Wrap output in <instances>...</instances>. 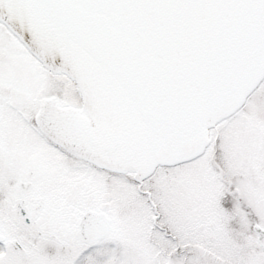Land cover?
Returning <instances> with one entry per match:
<instances>
[{
	"label": "snow or ice",
	"instance_id": "1",
	"mask_svg": "<svg viewBox=\"0 0 264 264\" xmlns=\"http://www.w3.org/2000/svg\"><path fill=\"white\" fill-rule=\"evenodd\" d=\"M0 264H264V0H0Z\"/></svg>",
	"mask_w": 264,
	"mask_h": 264
}]
</instances>
